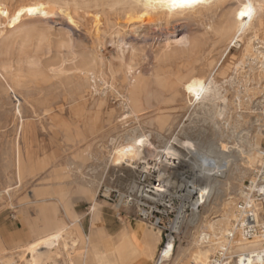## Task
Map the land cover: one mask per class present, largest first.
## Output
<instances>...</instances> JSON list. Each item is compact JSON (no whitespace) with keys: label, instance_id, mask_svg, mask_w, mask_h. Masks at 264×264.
<instances>
[{"label":"rangeland","instance_id":"obj_1","mask_svg":"<svg viewBox=\"0 0 264 264\" xmlns=\"http://www.w3.org/2000/svg\"><path fill=\"white\" fill-rule=\"evenodd\" d=\"M125 1L0 0V6L8 10L28 5L49 9L40 21L26 26H13L0 16V249L24 250L50 224L69 225L72 216L64 213L61 206L65 205L89 236L91 194L100 209L97 236L104 230L107 243L116 241L122 228L159 235L139 221L133 210L117 207L112 197H101L106 189L125 192L131 187L129 180L136 179L139 170L109 162L114 150L136 137L161 149L175 134L210 158L214 148L229 156L222 165L223 174H212L197 219L191 222L188 217L175 238L170 260L163 264L183 262L194 251L195 241L204 250L215 248L211 244L218 240L206 238L204 244L201 237L208 234L209 222L220 219L224 207L232 213L231 226L259 158L249 154V146L257 142L259 152L264 145V0H254L259 2L254 4L259 35L252 41L263 58L241 55L246 36L237 38L233 33L235 0H219L207 8L174 15L146 11L141 4ZM188 39L190 47L176 45ZM226 66L228 70L221 73ZM128 67L148 78L150 89L144 114L122 123ZM156 71L162 87L151 77ZM212 73L217 90L214 101L199 108L191 105L181 85L192 77L209 79ZM18 152L23 163L20 174ZM127 237L131 238L130 231ZM160 239L159 235V243ZM78 250V245H69V258L81 254ZM29 258L25 253L22 258L14 256V261L23 264ZM61 263L66 264L63 256L57 264Z\"/></svg>","mask_w":264,"mask_h":264},{"label":"bare ground","instance_id":"obj_2","mask_svg":"<svg viewBox=\"0 0 264 264\" xmlns=\"http://www.w3.org/2000/svg\"><path fill=\"white\" fill-rule=\"evenodd\" d=\"M67 1L71 2L74 0H67ZM80 1L84 2L86 0H80ZM88 1L97 2L98 0H88ZM106 1H110L115 4H124L126 2L125 0H106ZM130 1H132L135 4H141V6L146 11L163 10L164 11L163 13L166 15H174L178 13H183L185 11H191V12L197 11L198 8H207V6H210L212 2L215 1L219 2V0H205L204 3L191 8L189 7L172 8L170 6H162L161 3L158 2V0H130ZM235 1H236V5L234 6L235 10H233L234 12L232 14L233 15L232 20L235 23V27L232 26L235 28L233 33L234 36H236L237 38L238 36L240 37L241 35L244 37L246 36V40L245 42H243L244 48L243 50H241L242 51L241 55L243 58L244 57L250 58V56L253 55H255L256 57L257 51L253 49L252 41L257 39L259 35L258 29L254 25V18L256 14V8L254 4L257 3L258 1L257 2H255L254 0H243V2L240 0H235ZM247 4H251L253 9V14L250 19L247 16L245 17L239 16V12L243 10L245 5ZM29 6L30 5H28L26 8H21L19 6L15 10H8L3 6H0V16L3 17V19H5L13 26L16 25L18 27V26H23L25 24L30 25L40 21L41 15H44L48 9V8H40V10H37L34 14H30L27 11V9H29L28 8ZM18 13L19 15H17ZM211 17L213 16H210V18ZM95 21L98 22L97 20ZM214 22L213 24H215ZM216 25L213 26L217 27L221 25V23L217 26ZM231 30H233V28ZM248 34H250L249 37H247ZM189 43L190 40L188 39L186 42L176 43V45L181 47H186L189 45L190 47ZM260 54H262V52ZM259 57L263 58L262 55L261 56L259 55ZM85 59L87 60V58ZM82 65L83 64H81V66ZM87 67H89V64ZM129 67L127 68L129 77L124 87L125 95L123 100L125 102L124 105L126 107V112L123 115H121L119 119V121L121 122L126 119L128 120V118L129 119L133 118L137 120L139 119L140 116L144 114V112L146 111L145 98L147 92L150 89L149 79L145 78V76H139L135 74V72H132V69ZM226 70H228L227 66L222 68L221 73H225ZM151 71L153 70L151 69L148 70V72ZM90 76H93V73L92 75L90 74ZM101 77L105 81L103 72H101ZM151 77L153 78V81L155 82L157 87H162L160 73H158L157 71L153 72V74H151ZM214 77L215 74H213L209 79H205L204 77H192L187 82L181 85V91L183 95L186 97V99L191 102V105L196 104V106L199 108V106L203 105L204 107L205 104L207 106V103H212L214 101L217 91L215 87L216 79ZM7 87L8 89H11V86H9V84H7ZM190 88L194 90L202 89L199 98H197L195 91H189ZM218 120L219 119H217V121ZM211 123L213 124V127L217 129L218 125H216V123L213 121ZM181 135H183V133ZM249 147H250L249 154L253 157L255 155L258 156L259 154L258 143L257 142L252 143ZM214 149H215V153L212 154L213 158H210L211 155L208 154L209 151L207 152L209 156L203 155L202 153H200V151L194 149L193 147H190L188 144H185L181 140V138H177L175 134H173L167 140L166 144L161 149H156V147L155 148L152 147V145L146 139H141L140 137H136L135 139H132L128 145H125L123 147L120 146L119 149L114 150L112 152V155L109 157L110 158L109 162L112 165H118V166H120V164H126V166L130 167L131 169L139 170L138 174H136V176H138V179L145 177L147 178V180L155 179L158 182H160L162 185L158 189H156L157 191L161 192L163 195H166L167 197H170L173 201H179L181 203L182 202L189 203L192 210L191 222H194L198 217L199 207L202 206L207 200L208 191L210 190V178L212 174L213 173L223 174L222 172L223 170L221 169L222 165L225 164L224 163L225 160L229 157L226 153H221L218 148H214ZM147 158L150 160L148 161ZM136 162H138L136 166H133V164ZM22 165L23 163L19 158V152H18L17 171L19 172V174ZM46 176L48 175L46 174ZM189 178L191 180H189ZM135 181L136 179L133 180V178L129 180L131 187L135 185ZM6 193L7 195H9L7 190ZM37 196L38 195L36 194L33 195L32 197H37ZM227 203H231V202H227ZM37 205L39 206V204ZM61 207H63V211L66 215L69 214L72 216V220L70 221L69 225L65 227L62 226L60 228H57L55 223L50 224L47 228L43 230V232L46 231L48 233L44 236L40 235L39 238L35 239L32 243H30L24 250H22L21 247H18L16 250L11 252L6 249H0V263L17 264L14 261V256H19L20 258H22L25 253L30 254V258L28 260H25L23 264H49V263L57 264L59 263V260L62 256L64 257L66 264H141L145 260L150 261L153 255H155V251L159 243V235H152L149 232H144V231H137V230L134 231L132 228L130 230L131 238L127 237V233L122 234L116 243L108 242L106 244V246L109 249H105L102 245L98 243L96 245H93V243L99 242V238L96 232L97 229L96 227L98 226L99 223V214H100L99 204L96 202L94 194H91V205L89 207V213H88V215H90L89 236L84 235L82 233L78 225L79 220L75 219L74 216L71 214V212L69 211V205H65ZM227 208L228 207H224L222 214L220 213L221 214L219 216L220 219L213 221L212 223L209 222L207 224L208 234H203L201 237V239L212 237L214 240H218L217 242H213L211 244L212 246L214 245L216 246L220 242L219 240L229 229L230 226L229 222L232 213L228 212ZM184 211L185 210L182 209L180 213L184 215L185 214ZM195 244L196 245L194 251L191 252L189 257L185 256L187 258H185V260L183 262H180L179 264H206V261L208 259V254L212 253V251H214L215 248L204 250V246H201L199 244V241H195ZM69 245L79 246L78 251H81V254L78 253L75 259L69 258V254H70L68 253ZM235 245L237 251L248 252L251 255L249 258L250 264H264L260 258L261 254L264 253V247H258L256 245H246L245 243H241L239 240L236 241ZM172 251H173L172 244H168L165 248V260H170V257L172 256Z\"/></svg>","mask_w":264,"mask_h":264},{"label":"built area","instance_id":"obj_3","mask_svg":"<svg viewBox=\"0 0 264 264\" xmlns=\"http://www.w3.org/2000/svg\"><path fill=\"white\" fill-rule=\"evenodd\" d=\"M254 170L244 186L243 199L237 204L231 226L219 240L208 264H250V254L236 250V241L246 245L264 247V145L259 150ZM162 184L155 179L136 176L135 185L125 192L106 189L101 197L117 201V207L133 210L135 217L160 235L153 264L165 262V248L174 244L188 217L191 206L188 202L173 201L157 191ZM185 210V214L180 213ZM205 244L206 240L201 239ZM264 263V253L260 256Z\"/></svg>","mask_w":264,"mask_h":264},{"label":"snow or ice","instance_id":"obj_4","mask_svg":"<svg viewBox=\"0 0 264 264\" xmlns=\"http://www.w3.org/2000/svg\"><path fill=\"white\" fill-rule=\"evenodd\" d=\"M159 3H161L162 6H170L172 8H176V7H195L199 4H202L205 2V0H158ZM27 11L31 14L37 11V9L34 8H29L27 9ZM253 14V9L251 4H247L245 5L244 9L241 10L239 12V16L240 17H249V19L251 18ZM19 15V13L17 14ZM189 91H195L197 98H199L200 92L202 91V89L199 90H194V89H189Z\"/></svg>","mask_w":264,"mask_h":264},{"label":"crops","instance_id":"obj_5","mask_svg":"<svg viewBox=\"0 0 264 264\" xmlns=\"http://www.w3.org/2000/svg\"><path fill=\"white\" fill-rule=\"evenodd\" d=\"M131 230V228H122V229H120L118 232H117V239H116V241H112V243H116L117 242V240L119 239V237L122 235V234H125V233H128L129 231ZM48 232H43L42 231V233L40 234V235H42V236H44V235H46ZM106 232L104 231V230H100V231H98V238H99V242H100V244L101 245H103V246H105L106 245V243H107V241H106ZM157 250V249H156ZM156 252V251H155ZM141 264H151V262L150 261H147V260H145L144 262H142Z\"/></svg>","mask_w":264,"mask_h":264}]
</instances>
